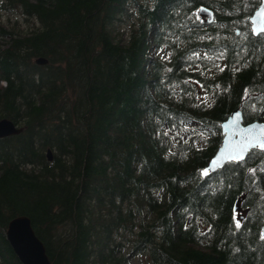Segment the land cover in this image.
<instances>
[{"label":"trees","instance_id":"obj_1","mask_svg":"<svg viewBox=\"0 0 264 264\" xmlns=\"http://www.w3.org/2000/svg\"><path fill=\"white\" fill-rule=\"evenodd\" d=\"M260 1L0 0V264L19 215L52 264H264V150L202 174L264 121Z\"/></svg>","mask_w":264,"mask_h":264},{"label":"water","instance_id":"obj_2","mask_svg":"<svg viewBox=\"0 0 264 264\" xmlns=\"http://www.w3.org/2000/svg\"><path fill=\"white\" fill-rule=\"evenodd\" d=\"M198 14L205 18V21L213 20V10L206 5L198 9ZM264 0L260 1L259 6L250 16L251 30L253 34L263 33L264 28ZM35 62L40 65L48 63L44 57L35 58ZM10 119H0V137L16 135L22 131ZM222 139L215 153L208 160L204 171L213 172L221 168L226 162L241 161L252 149H262L259 145L264 143V121L243 122V115L240 108L233 109L228 117L221 123ZM245 145H248L247 151L242 153L243 159H230V155L240 152ZM47 157L51 159V152L47 150ZM213 161H216L213 164ZM234 210L239 212V219L242 220L245 210L241 208L239 199L236 200ZM6 238L22 264H52L46 253L42 241L36 236L29 217L19 215L12 218L6 228ZM262 235H264V224L262 226Z\"/></svg>","mask_w":264,"mask_h":264},{"label":"rangeland","instance_id":"obj_3","mask_svg":"<svg viewBox=\"0 0 264 264\" xmlns=\"http://www.w3.org/2000/svg\"><path fill=\"white\" fill-rule=\"evenodd\" d=\"M1 15L3 16L4 20H7V17H11V23L17 22L22 28L27 26V22L23 19V17L18 13H8L6 11H2ZM2 84V83H0ZM239 214V212H238Z\"/></svg>","mask_w":264,"mask_h":264},{"label":"snow or ice","instance_id":"obj_4","mask_svg":"<svg viewBox=\"0 0 264 264\" xmlns=\"http://www.w3.org/2000/svg\"><path fill=\"white\" fill-rule=\"evenodd\" d=\"M262 15H264V14H262ZM260 31L264 32V28H261ZM259 146H260L262 149H264V143H261ZM247 147H248V145H245L244 148L241 149L240 152H237L235 155H230L229 158H230V159H243V155H242V153H243L244 151H247ZM215 163H216V161H213V164H215ZM202 174H203V175H207V174H208L207 170H205ZM236 227L239 228V227H240V224L237 223V224H236Z\"/></svg>","mask_w":264,"mask_h":264}]
</instances>
